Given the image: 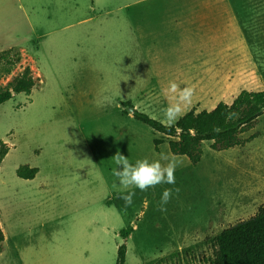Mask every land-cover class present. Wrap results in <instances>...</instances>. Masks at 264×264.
Here are the masks:
<instances>
[{
    "label": "rangeland",
    "instance_id": "rangeland-1",
    "mask_svg": "<svg viewBox=\"0 0 264 264\" xmlns=\"http://www.w3.org/2000/svg\"><path fill=\"white\" fill-rule=\"evenodd\" d=\"M218 3L227 7V27L216 29L226 30L224 43L210 54L209 75L194 78L181 116L264 91V0H0V52L21 55L9 75L0 73V88L25 67L35 80L28 94L0 105V141L8 147L0 166V264H116L122 244L124 264H210L209 239L264 206V113L238 136L254 137L241 146L215 151L201 143L199 163L186 158L175 184L112 186L118 151L132 164L172 155L168 139L128 109L175 123L164 118L174 103L166 91L143 93L155 77L130 23L167 14L157 9L163 5ZM212 15L223 20L219 9ZM155 139L164 141L158 152ZM20 166L37 174L21 179ZM175 188L159 211L164 190ZM129 191L130 206L121 198Z\"/></svg>",
    "mask_w": 264,
    "mask_h": 264
},
{
    "label": "trees",
    "instance_id": "trees-1",
    "mask_svg": "<svg viewBox=\"0 0 264 264\" xmlns=\"http://www.w3.org/2000/svg\"><path fill=\"white\" fill-rule=\"evenodd\" d=\"M21 55L14 48L0 52V73L9 75L20 63ZM35 84L28 67L20 75L0 88V105L20 93L28 94ZM126 106H124L125 108ZM132 117L168 139V148L171 154L185 156L195 166L199 163L202 151L201 143L212 142L211 149L222 151L249 142L239 140L238 136L256 124L257 119L264 113V91H242L228 105L219 102L211 110L195 112L191 109L181 116L173 125H166L141 113L128 104ZM235 112L237 117L226 121L227 113ZM219 127L221 132L216 133L214 128ZM164 141L153 140L154 150L158 152ZM8 153V147L0 141V166ZM37 174L36 168L20 166L16 176L31 180ZM132 232L128 228L120 232L122 239H127ZM4 235L0 227V244ZM212 246L210 264H264V206H259L256 213L247 220L238 222L222 230L218 235L209 239ZM126 248L122 244L117 250L116 264L125 263Z\"/></svg>",
    "mask_w": 264,
    "mask_h": 264
},
{
    "label": "crops",
    "instance_id": "crops-1",
    "mask_svg": "<svg viewBox=\"0 0 264 264\" xmlns=\"http://www.w3.org/2000/svg\"><path fill=\"white\" fill-rule=\"evenodd\" d=\"M163 6L157 9L167 10V14L129 25L131 34L142 44L145 59L150 60L146 70L155 77L153 88L143 93L165 91L170 81L181 87L193 86L196 76L209 75L215 62H211L210 54L214 49L219 51L217 47H222L226 35V30L223 34L216 30L220 27L225 29L228 24L224 18L227 7L223 4ZM217 9L222 13L223 20H217L212 15Z\"/></svg>",
    "mask_w": 264,
    "mask_h": 264
},
{
    "label": "clouds",
    "instance_id": "clouds-1",
    "mask_svg": "<svg viewBox=\"0 0 264 264\" xmlns=\"http://www.w3.org/2000/svg\"><path fill=\"white\" fill-rule=\"evenodd\" d=\"M166 93L174 100L167 108L163 110L164 118L168 124L174 123L180 118L184 109L192 103V98L195 94V86L181 87L175 81H170L165 89ZM237 113H227L226 121L237 117ZM214 132L222 131L219 127L213 129ZM187 157L178 156L176 154L166 155L161 154L158 160H149L147 158L137 160L135 164L129 162V159L122 155L119 151L112 157L117 167L113 169V175L117 178L118 184L114 183L113 188H119L121 191H128L133 188H138L140 191H146L159 184H175L176 169L183 164ZM173 191L177 194L179 188L165 189L159 201L158 210L166 212V205L172 198ZM135 195L134 191H129L128 195L121 198L126 205H131L132 198Z\"/></svg>",
    "mask_w": 264,
    "mask_h": 264
}]
</instances>
